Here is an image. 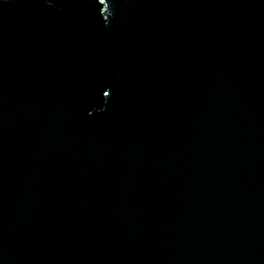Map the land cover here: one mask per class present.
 <instances>
[{
  "label": "water",
  "instance_id": "water-1",
  "mask_svg": "<svg viewBox=\"0 0 264 264\" xmlns=\"http://www.w3.org/2000/svg\"><path fill=\"white\" fill-rule=\"evenodd\" d=\"M0 264H264V0H0Z\"/></svg>",
  "mask_w": 264,
  "mask_h": 264
},
{
  "label": "rangeland",
  "instance_id": "rangeland-1",
  "mask_svg": "<svg viewBox=\"0 0 264 264\" xmlns=\"http://www.w3.org/2000/svg\"><path fill=\"white\" fill-rule=\"evenodd\" d=\"M102 1V0H101Z\"/></svg>",
  "mask_w": 264,
  "mask_h": 264
}]
</instances>
